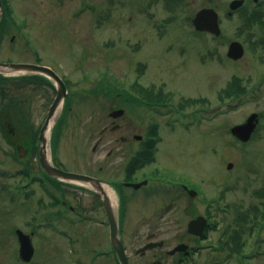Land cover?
<instances>
[{
    "label": "rangeland",
    "instance_id": "rangeland-1",
    "mask_svg": "<svg viewBox=\"0 0 264 264\" xmlns=\"http://www.w3.org/2000/svg\"><path fill=\"white\" fill-rule=\"evenodd\" d=\"M187 1L172 9L167 0H8L14 24L0 41V61L39 62L70 81L76 96L59 113L58 121L64 113V126L51 154L72 170L83 169L87 163L85 169L96 171L101 150L95 154L93 149L103 128L111 127L109 113L115 109L103 90L92 97L81 93L85 96L100 85L128 90L138 81L165 85L162 100L174 101L175 106L185 101L182 99H198L182 110L180 124L172 114L156 120L159 147L167 151L162 163L180 172V185L184 182L199 191L194 199L180 198V210H184L180 211V235H186L193 213L205 214L212 208V220L217 224L205 241L217 247L220 238L246 229L242 251L229 250L226 254L232 257L225 264H264V27L256 25L241 32L242 20L236 17L226 24L227 39H200L193 34L189 19L207 2ZM229 39L244 42L246 53L238 62L228 60ZM144 65L148 68L141 74L139 67ZM235 77L240 79V95L246 91L248 95L237 107L228 108L240 96L224 92ZM3 88L7 98H0V166L7 174L0 173V264H23L15 229L26 234L37 231L32 237L35 255L29 264H91L93 253L110 249L99 227L87 231V224L81 223L68 240L60 234L67 231L65 216L60 217V225L49 224L53 214L43 204L51 200L39 184L32 186L30 198L16 192V187L30 190V181L18 174L24 160L33 159L32 170L39 175L38 153L25 145L30 131L43 125L55 92L49 85L34 88L25 78L7 81ZM204 110L216 114L207 115ZM191 113L204 119L191 118ZM252 113L259 115L260 124L251 140L242 143L231 134V128ZM111 134L108 131L105 136ZM230 162L232 169L227 166ZM140 188L138 194H144L150 186ZM143 207L154 212L156 197ZM255 209L259 215L253 220L258 214ZM245 214L250 216L248 224ZM37 219L43 224H35ZM172 223L164 227L161 237L177 233L178 226ZM251 226L254 229L249 231ZM133 231H126V239L144 244L145 232ZM82 234L89 235V241H83ZM218 252L201 255L200 262L219 257ZM104 261L109 264L111 258ZM104 261L95 257L94 264Z\"/></svg>",
    "mask_w": 264,
    "mask_h": 264
},
{
    "label": "flooded vegetation",
    "instance_id": "flooded-vegetation-1",
    "mask_svg": "<svg viewBox=\"0 0 264 264\" xmlns=\"http://www.w3.org/2000/svg\"><path fill=\"white\" fill-rule=\"evenodd\" d=\"M175 1L181 6L184 5L185 0ZM202 1L207 2V4L205 3L198 9L191 19V25L194 28L193 34L200 39H207L208 37L213 41L227 39L224 36L226 30H229L226 24L236 17L242 20L239 28L241 32H246L256 25L264 27V7L260 6L264 4V0H240L242 5L235 11L231 10L232 3L235 0H193V4L195 2L201 4ZM208 9L211 10V16H204L201 20L205 27H210L216 16L217 31L199 30L197 26H194V20L198 18L200 13ZM247 35L249 38L250 34ZM226 42H228L227 54L234 42H239L244 46V42L240 39L231 41L229 39ZM136 85L137 82L134 81L129 90L109 96L115 109L109 113L111 127L106 126L103 128L102 135L98 138L93 149L95 154H99L101 150L100 163H98L96 171H92V167L88 170L85 169L88 166L87 163L83 164L85 168L74 170L68 169L62 164L58 165L61 169L85 174L97 181L91 185L92 189L74 183L63 185L65 192L63 196H60L62 197L61 200L59 196H56L58 191L62 193L59 187H51L55 191L54 196L50 197L52 199L49 203L50 212L55 217L53 222H59L61 218L58 217L65 216L68 224L66 226L68 229L66 238L68 240L73 238V232L76 231L75 226L82 225L81 223L87 224V231H93L95 227H99L103 231L110 249L93 253L91 264H94L95 257H99L103 261L106 258H111L109 264H121L119 255L111 241L107 205L117 215L118 227L130 264L227 263L231 259V255L226 254L229 250L219 246L216 249L217 247L210 243L211 241H205L209 238V227L214 218L212 208H209L205 214L197 213L198 215H195L193 213L187 224L186 235H180V211L184 212L183 209L180 210V198L186 195L188 198L194 199L199 196V191L195 195L191 194L189 190L193 187L188 186L189 190H186L185 185H180V172L161 161L167 156V151L166 149H160L159 143H155L156 135L153 133L152 126L156 120L170 118V114L154 110L153 106L149 104L150 102L143 104L137 101V98L143 96L145 99H160V96H162L160 89L165 85H142L145 89L142 90L143 88H141L138 91ZM127 94L131 96H127ZM154 103L155 105H161L159 101ZM178 110L180 109L178 108ZM114 111H122V113L113 118L111 114ZM176 114L180 117V111H177ZM108 131L112 134L106 137ZM107 147L110 148L107 149ZM131 183L136 185L145 183L141 187L150 186V188L144 194H138L142 188L129 186ZM93 187L98 189V193L95 192ZM154 196L158 207H155V211L150 213L143 205ZM137 203H140L141 206L138 207ZM133 204L136 207H133ZM159 204L163 207H160ZM169 216L172 217L169 218ZM199 217L206 220V226L201 236L189 230L190 223ZM172 222H175L178 226L177 233L172 237H161L164 227L169 224L172 225ZM181 227H183L182 224ZM128 229L134 230L133 232L144 231V244L137 245L136 242H131L128 238L127 240L126 231ZM196 229L199 230L197 227ZM88 236L82 234L83 241H89L90 236ZM74 242L70 241V243ZM101 243L99 239V244ZM217 243L219 245L220 242ZM213 247L214 249H212ZM212 250L214 252L219 251V257H208L207 260L200 262V257L211 254ZM98 264L108 263L104 261Z\"/></svg>",
    "mask_w": 264,
    "mask_h": 264
},
{
    "label": "water",
    "instance_id": "water-1",
    "mask_svg": "<svg viewBox=\"0 0 264 264\" xmlns=\"http://www.w3.org/2000/svg\"><path fill=\"white\" fill-rule=\"evenodd\" d=\"M3 12H4V5H3V1L0 0V20L2 18ZM204 16H211V11L205 10L202 13H200L198 18L195 19V25L199 29L217 31L216 29V27L218 28L217 17L216 16L214 17V21L211 23L210 27H205L201 20V18H203ZM229 56L234 59L242 58L244 56L243 46L240 43H233L232 46L230 47ZM25 73L43 74L49 77L50 79H52L55 82L56 87H57V96L51 106V109L46 118V121L40 130L38 146H39L41 167L47 174H49L50 176L54 178L70 180V181H77V182L84 183V184H95L97 180H95L92 177L63 171L57 168L53 164L50 158V139L52 135V130L56 122V115L58 113V110L61 108L64 102V99L68 95L67 87L64 81L52 69L45 67V66L35 65V64H26V63L24 64V63H2L0 62V74L18 75V74H25ZM54 118H55V121L52 122ZM258 123H259L258 115L254 113L247 119V121L244 124L233 127L232 133L241 141L247 142L250 140L252 134L256 130ZM233 166L234 165L232 163H229L228 168L232 169ZM137 187H139V185ZM185 188L187 189V187ZM190 192L193 195L196 194V192L193 190H191ZM107 208H108L107 211H108V216L110 220V228H111L110 236H111L112 245L114 246V249L117 251L119 255L121 264H130L128 261L126 252L124 250L123 242L120 236L117 215L112 212L109 205H107ZM205 221L206 220L202 217H199L197 220L192 221L189 226L190 232L195 233L197 235H201L206 226ZM196 227L199 228V230H197ZM17 233H18V238L20 242V250H19L20 256L24 261L29 262L31 261L34 255V247L32 245L31 238L29 235L24 234L20 230H18Z\"/></svg>",
    "mask_w": 264,
    "mask_h": 264
},
{
    "label": "trees",
    "instance_id": "trees-1",
    "mask_svg": "<svg viewBox=\"0 0 264 264\" xmlns=\"http://www.w3.org/2000/svg\"><path fill=\"white\" fill-rule=\"evenodd\" d=\"M170 1V0H169ZM173 1H175V0H173ZM173 1H170V2H168L169 4L171 3V2H173ZM3 3H4V8H5V11H4V15H3V18H2V21H1V23H0V41L3 39V36H4V34L8 31V27H9V25H11V24H14V19H13V16H12V11H11V6H10V4H9V2H8V0H3ZM168 4V5H169ZM169 7H171L170 5H169ZM172 8V7H171ZM144 66L142 67V66H140L139 67V73H143L144 72ZM30 79L29 77H23V78H14V79H8V78H5V77H3V76H1L0 75V98L1 99H5V98H7V96H5L4 95V88H3V86L5 85V83L7 82V81H14V82H16V81H19L20 79ZM34 79H38L39 77H33ZM40 79V78H39ZM102 89V86H99L98 87V90H101ZM95 91H97V90H94L93 92L94 93H89V95H92V94H96V92ZM225 93H230V95L231 94H234V95H238L240 92H241V89H240V79H238V78H235L234 80H232L231 82H230V84H229V87L227 88V89H225V91H224ZM73 94V93H72ZM71 94V95H72ZM72 97V96H71ZM70 97V98H71ZM69 102H70V99H69ZM196 102H198L197 100H192V101H190L189 102V104L190 103H196ZM183 106V104L181 105V107ZM12 111H14L13 110V108L11 109ZM62 126V121L61 122H59L58 123V127H61ZM152 129H153V133H155L156 132V130H157V126L156 125H153L152 126ZM38 132H39V130H37V131H34L33 129L30 131V138L28 139V142H26V144H27V146H29V147H31V149H32V151H33V153L35 154L36 153V147H35V143H36V141H37V137H38ZM59 132H57L56 134H55V142H56V140L59 138ZM25 176H29V174L27 173ZM262 193H261V196H263L264 197V189L261 191ZM28 195V198H30L32 195H33V192H31L30 194H27ZM255 211H257L258 212V214L257 215H255L254 217H252V219L253 220H255V218H256V216H258L259 215V210L258 209H255ZM263 214V213H262ZM244 217V216H243ZM246 217V218H245ZM245 217H244V219L247 221V224L250 222L249 220H250V216H249V214H245ZM236 220H238L240 223L242 222V220H240V219H236ZM244 220V221H245ZM254 229V226H251V227H248V230L249 231H251V230H253ZM245 227L244 228H241V230H237V231H234V234L233 235H228L227 236V239H221V242H223V243H225V245L227 246V247H229L230 249H231V251L234 253V252H241L242 251V249H243V243H242V241H243V233L245 232ZM228 232V231H227ZM227 232H225L224 234V236H226L227 235ZM233 243V245H232V243Z\"/></svg>",
    "mask_w": 264,
    "mask_h": 264
},
{
    "label": "bare ground",
    "instance_id": "bare-ground-1",
    "mask_svg": "<svg viewBox=\"0 0 264 264\" xmlns=\"http://www.w3.org/2000/svg\"><path fill=\"white\" fill-rule=\"evenodd\" d=\"M60 111H61V109L58 111L56 117L58 116V114L60 113ZM54 121H55V118L52 120V122H54Z\"/></svg>",
    "mask_w": 264,
    "mask_h": 264
}]
</instances>
